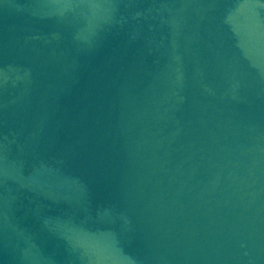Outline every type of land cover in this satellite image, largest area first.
Returning a JSON list of instances; mask_svg holds the SVG:
<instances>
[{"label": "water", "instance_id": "obj_1", "mask_svg": "<svg viewBox=\"0 0 264 264\" xmlns=\"http://www.w3.org/2000/svg\"><path fill=\"white\" fill-rule=\"evenodd\" d=\"M0 264H264V0H0Z\"/></svg>", "mask_w": 264, "mask_h": 264}]
</instances>
